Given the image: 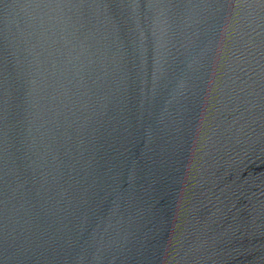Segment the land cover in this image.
<instances>
[{
	"label": "water",
	"instance_id": "obj_1",
	"mask_svg": "<svg viewBox=\"0 0 264 264\" xmlns=\"http://www.w3.org/2000/svg\"><path fill=\"white\" fill-rule=\"evenodd\" d=\"M0 264H264V0H0Z\"/></svg>",
	"mask_w": 264,
	"mask_h": 264
}]
</instances>
